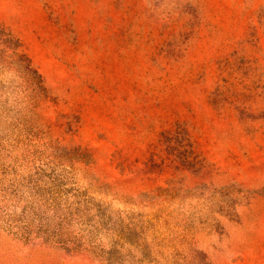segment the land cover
I'll list each match as a JSON object with an SVG mask.
<instances>
[{
  "label": "rangeland",
  "instance_id": "1",
  "mask_svg": "<svg viewBox=\"0 0 264 264\" xmlns=\"http://www.w3.org/2000/svg\"><path fill=\"white\" fill-rule=\"evenodd\" d=\"M0 264H264V0H0Z\"/></svg>",
  "mask_w": 264,
  "mask_h": 264
}]
</instances>
